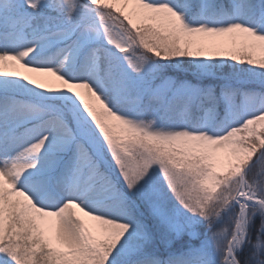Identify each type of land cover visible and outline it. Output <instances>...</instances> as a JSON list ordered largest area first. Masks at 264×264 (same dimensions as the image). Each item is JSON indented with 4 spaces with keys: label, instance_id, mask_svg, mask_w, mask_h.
I'll return each mask as SVG.
<instances>
[{
    "label": "snow or ice",
    "instance_id": "snow-or-ice-1",
    "mask_svg": "<svg viewBox=\"0 0 264 264\" xmlns=\"http://www.w3.org/2000/svg\"><path fill=\"white\" fill-rule=\"evenodd\" d=\"M0 264H264V0H0Z\"/></svg>",
    "mask_w": 264,
    "mask_h": 264
}]
</instances>
